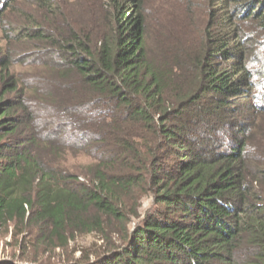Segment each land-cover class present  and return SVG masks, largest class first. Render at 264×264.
Masks as SVG:
<instances>
[{"label": "trees", "instance_id": "trees-1", "mask_svg": "<svg viewBox=\"0 0 264 264\" xmlns=\"http://www.w3.org/2000/svg\"><path fill=\"white\" fill-rule=\"evenodd\" d=\"M77 1L0 0L2 263L264 264V0Z\"/></svg>", "mask_w": 264, "mask_h": 264}, {"label": "rangeland", "instance_id": "rangeland-1", "mask_svg": "<svg viewBox=\"0 0 264 264\" xmlns=\"http://www.w3.org/2000/svg\"><path fill=\"white\" fill-rule=\"evenodd\" d=\"M60 1V3L65 2L66 0H58ZM71 3H73L74 7H82V3L77 1V0H70ZM169 0H148V3L151 4V11L153 12V14L156 15V19H159V14L158 11L156 9V7L162 8L163 6H167V8L169 10H171L172 8H170V5L168 6ZM90 4V5H95V3H93L92 0H86L84 2V6ZM94 7V6H93ZM164 12H166V10H163ZM81 14V16L85 17L87 16V12H79ZM151 22V21H150ZM156 20H154L152 23H155ZM154 26L156 27V25L154 24ZM153 33L156 35L157 32L155 31V28L153 29ZM143 152H145L146 150L143 148L142 149ZM71 164H74L75 166H79L80 168H83L85 162L83 161L84 158L80 159L77 158V155H71ZM151 198H146L144 201L145 207H149L150 203H151ZM28 230L31 229V227H27ZM24 229V228H22ZM21 228L18 230H22ZM17 230V228H15V225L13 223H10L8 226H2L0 225V264H3L2 262L5 260H12L15 259V257H19V259L21 260L20 256L21 254H18L19 252V245H18V240L20 239V237H15L14 232ZM88 241H85V243H87ZM17 254L19 256H17Z\"/></svg>", "mask_w": 264, "mask_h": 264}]
</instances>
